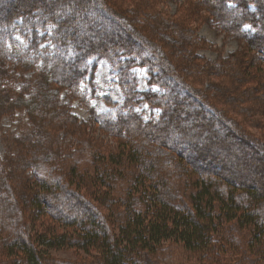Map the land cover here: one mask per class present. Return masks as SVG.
Segmentation results:
<instances>
[{"label":"trees","instance_id":"obj_1","mask_svg":"<svg viewBox=\"0 0 264 264\" xmlns=\"http://www.w3.org/2000/svg\"><path fill=\"white\" fill-rule=\"evenodd\" d=\"M169 1L0 0L1 50L19 19L33 30L54 26L57 48L37 68L29 97L0 82V118L20 111L31 124L0 158V264H264V142L247 131L264 122V0H184L247 47L214 85L227 105L203 86L212 75L195 61L205 45L191 26L196 11L171 19L157 9ZM38 40L33 31L29 50ZM8 54L26 65L11 39ZM92 58L109 62L122 95L114 117L85 103L96 127L118 141L112 152L94 151L60 101L63 91L83 101L85 78L93 89ZM135 67L146 71L145 92ZM32 68L28 61L24 69ZM141 103L159 111L155 120L142 119ZM203 111L233 138L216 137ZM59 133L77 136L82 151L62 148ZM69 249L71 260L48 253Z\"/></svg>","mask_w":264,"mask_h":264},{"label":"rangeland","instance_id":"obj_2","mask_svg":"<svg viewBox=\"0 0 264 264\" xmlns=\"http://www.w3.org/2000/svg\"><path fill=\"white\" fill-rule=\"evenodd\" d=\"M129 6H131V3H129ZM157 9L160 13L162 12V14L169 16L171 19L181 21H184L181 16L193 14L196 11V15L192 20L191 26L196 33V38L203 41L205 45L195 51V61L199 67V71H201V74L205 76L212 75V77L205 78V81L203 82L204 89H206L211 95H214V97L221 98L218 91H216L218 87L215 89L214 85L220 84L221 79L223 81V74L227 73L230 67L237 69V65L239 64L236 61L237 56L244 54L240 52L247 51L245 43L241 40L239 41L238 38L223 32L221 29L219 30L214 23L212 24L211 22H207V20L204 19L208 16L206 11H199L191 6H187L184 3V0H170L167 3L160 2ZM16 25L17 28L15 32L10 35V39L18 45L22 51L27 53V58H25L26 65H28V61H31L33 68L32 70H25L24 67L26 65L22 63H20L21 65L16 64L15 58L8 54L10 48L9 34L4 33L7 35V39L5 40L6 45L3 50L0 49V82L9 90L13 88L18 89L23 86L24 96L29 97L36 91L35 80L37 68L41 66L45 57L51 56L57 50L50 40L54 26L50 24L43 27L35 26L33 30V26L25 27L22 24L21 19L16 21ZM245 29L248 30L249 27H245ZM33 31H35L37 33V37L42 38V40H38L36 47L29 50V46L33 38ZM175 57V59H179V56ZM248 59L251 61H247V64L251 66L250 63H252L253 65L252 70L258 68L257 65H254L258 62L254 60L252 55H249ZM87 63L89 66L95 65L94 81L92 84L93 89H91L89 78H85L79 85L78 93L83 97V101H80L76 95L68 93L67 91H63L61 93L60 101L68 107L67 109L70 111V114L75 115L78 123L85 126L86 136L90 140V147H92L94 151L96 148L101 153L112 152V150H115L118 141L113 136L103 133L96 127L95 123L91 120V115L88 113L85 103L88 102L89 105L100 114H106L110 117H114L121 104L122 95L117 86L115 72L111 69L107 60L92 58ZM261 65L264 66L263 61L261 62ZM132 73L137 79L138 90L140 92L147 91L148 76L145 69L135 67L132 70ZM225 79L228 82V75L225 76ZM249 85H246V87ZM220 100H223L224 105L228 104V101H225L222 98ZM136 111L141 115L144 121L155 120L159 114L158 110L149 108L145 103H141L136 108ZM203 113L205 114V117L207 119L209 118L211 121L212 127L216 132V137L220 140H231L233 138L227 134L231 133L230 131H222L218 128L216 119L212 114L208 111H203ZM231 116H235V114L233 113ZM237 119L238 121L243 122V115L238 116ZM254 119H260L259 122H261L262 117L255 116ZM260 125L261 126L259 128H247V131L259 139H262V142H264V122ZM30 130L31 124L24 112L16 111L12 116L1 117L0 158L9 153L13 154L15 152H12L14 139L18 136H23ZM225 134L227 135L224 138ZM59 138L62 148L65 146H69L72 149L75 148L77 136L73 134L71 136H65L63 133H59ZM173 143H176V141L173 140ZM175 145H177V143ZM200 146L201 145L199 144V147ZM72 149L70 150L76 152L82 151V148ZM84 149L87 154H85V151L83 150V157L92 159L91 156H89V147L84 146ZM62 152H64V150H62ZM182 152L188 155L185 151ZM128 175V172L124 173L123 177ZM124 188L125 185H120L121 191L124 190ZM48 253L56 258L64 260H71L75 256V253L71 249L62 251L50 250ZM182 258L184 257H179L180 264H184L185 262ZM191 263L193 262L191 261ZM163 264L178 263L175 260H169Z\"/></svg>","mask_w":264,"mask_h":264}]
</instances>
